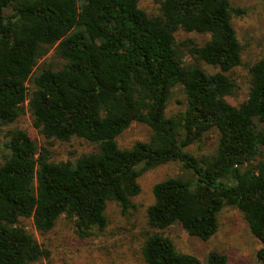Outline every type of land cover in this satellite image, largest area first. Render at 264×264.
I'll return each instance as SVG.
<instances>
[{"label": "trees", "instance_id": "obj_1", "mask_svg": "<svg viewBox=\"0 0 264 264\" xmlns=\"http://www.w3.org/2000/svg\"><path fill=\"white\" fill-rule=\"evenodd\" d=\"M0 0V127L29 110L51 145L81 138L94 148L53 159L23 129L4 135L0 164V264H36L47 251L22 225L47 233L65 216L84 235L107 224L109 202L123 211L143 172L171 161L184 173L154 185L141 255L148 264H202L165 231L181 226L210 239L224 207L237 209L259 240L264 263V57L248 65V92L232 73L243 45L231 0ZM197 33L179 39L177 33ZM181 92L185 108L168 106ZM182 102V101H179ZM133 123L147 140L121 148ZM216 131L209 153L187 148ZM207 264H230L211 251Z\"/></svg>", "mask_w": 264, "mask_h": 264}, {"label": "rangeland", "instance_id": "obj_2", "mask_svg": "<svg viewBox=\"0 0 264 264\" xmlns=\"http://www.w3.org/2000/svg\"><path fill=\"white\" fill-rule=\"evenodd\" d=\"M231 1L234 8L244 10L242 15H235L233 18L244 49V63L232 73L241 88L237 97H228L231 103L237 105L246 98L248 92V65L264 57V0ZM139 2L147 12H159L157 0ZM177 36L179 39L193 37L200 41L206 37L183 31L178 32ZM184 108V96L179 92L170 101L168 113ZM15 127L25 130L39 146H50L53 159L56 160H68L94 148L81 138H73L69 142L52 141L48 145L47 140L34 127L31 112L27 110L16 123L0 127V164L3 161L4 135ZM149 134L150 128L147 125L133 123L118 137L119 146L131 147L136 141L147 140ZM217 138L216 131L209 132L204 139L187 149L197 156L207 154L215 146ZM183 173L182 163L179 161H171L143 172L139 178L141 192L133 197L131 207L123 211L116 202H109L105 228L93 229L88 235L81 233L75 223L65 216L47 233H40L32 220L24 219L22 225L37 238L48 254L36 264H148L140 249L147 227V209L154 202V185ZM165 233L173 239L179 251L196 255L202 264H207L211 251L225 254L230 264H264L257 258L259 240L251 233L242 214L230 206L223 208L219 215L218 231L206 241L189 235L179 225L168 228Z\"/></svg>", "mask_w": 264, "mask_h": 264}]
</instances>
